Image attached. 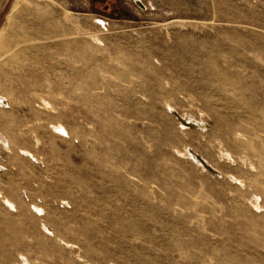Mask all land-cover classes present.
<instances>
[{"label": "rangeland", "instance_id": "rangeland-1", "mask_svg": "<svg viewBox=\"0 0 264 264\" xmlns=\"http://www.w3.org/2000/svg\"><path fill=\"white\" fill-rule=\"evenodd\" d=\"M14 1L0 264H264V0Z\"/></svg>", "mask_w": 264, "mask_h": 264}, {"label": "bare ground", "instance_id": "bare-ground-1", "mask_svg": "<svg viewBox=\"0 0 264 264\" xmlns=\"http://www.w3.org/2000/svg\"><path fill=\"white\" fill-rule=\"evenodd\" d=\"M23 0H15L14 1V3H13V5H12V7H11V9H10V13H9V17H8V26L9 25H11L12 24V22H11V20H13L14 19V17L16 16V15H18L19 14V6H20V3L22 2ZM138 2H139V0H137ZM64 13V12H63ZM62 13V14H63ZM65 17H67L65 14H64V18ZM63 18V19H64ZM61 29V28H60ZM62 30V29H61ZM36 32H38V31H36ZM35 32V33H36ZM40 33V32H39ZM11 39V38H10ZM48 39V38H47ZM12 40V39H11ZM15 40H17V39H15ZM50 40V39H49ZM38 41V40H37ZM20 42V41H19ZM182 123L183 124H186L187 122L185 121V120H183L182 119ZM201 126V125H200ZM197 127H195V129H196ZM200 128V127H199ZM199 159H200V161L203 163H205V165H206V162L203 160V158L201 159L200 157H199ZM209 166H211V165H209ZM207 167V168H209L208 170L209 171H213L214 169H212V168H210V167ZM212 167V166H211Z\"/></svg>", "mask_w": 264, "mask_h": 264}]
</instances>
